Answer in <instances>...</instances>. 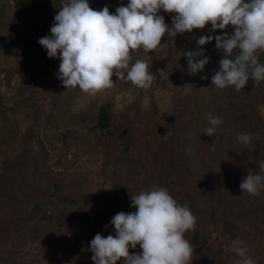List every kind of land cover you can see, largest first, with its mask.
<instances>
[{"label":"rangeland","instance_id":"obj_1","mask_svg":"<svg viewBox=\"0 0 264 264\" xmlns=\"http://www.w3.org/2000/svg\"><path fill=\"white\" fill-rule=\"evenodd\" d=\"M129 2L127 0L125 6ZM120 4L122 0H89L92 9L102 10L107 6L112 13ZM60 5L61 0H48L44 9L33 12L26 0H0V165L3 159L13 157L20 150L21 133L31 122L26 115L30 105L33 100L42 102L45 87L54 81L45 61L47 52L38 41L51 34L50 28ZM159 14L164 16L169 25L175 15L163 10ZM202 30L177 34L175 40L166 43L168 37L165 36L162 45L151 52L142 48L131 52L130 66L137 59L149 64L154 82L148 89H141L130 81L113 76L112 88L91 95L81 91L78 86L66 89L57 77L58 72L55 73L59 90L58 103L54 117L43 126L39 136L48 150L46 164L53 174L64 178L65 191L90 192L89 195L101 191L106 182H103L105 177L100 167L101 158L109 156L120 144V124L125 117L131 120L134 137L132 149L125 161L129 164L138 163L142 170L147 168V171L150 168L158 170L162 166L172 172L173 168L170 185L167 181L166 184L169 189L181 195V200L185 201L188 188H192L193 194L200 192L206 195L210 192L214 199L224 200L236 191V187L232 186L234 183L227 184L230 180L228 176L220 182L216 180L217 172L229 171L220 166L227 140L223 136L221 124L217 126L214 136L203 133L211 126L207 117L213 111L207 107L206 102L212 103V108L216 103L209 98V91L201 87L200 75L188 74V62L183 59L194 38L200 36ZM25 32L28 40L24 39ZM259 53L258 50L257 57ZM56 63L60 65L59 58ZM25 65L29 67L24 73L21 69ZM34 84L36 92L33 90ZM47 101L48 97H45L43 107ZM105 102L110 103L111 123L108 129L111 134L99 132L92 125L96 107ZM50 130L57 134H67V144L56 151L50 149V135L46 133ZM167 130L170 136H165ZM239 166L241 169L243 163H239ZM142 170H139V177L144 176ZM192 171L199 172V181L196 182L199 185L191 182L187 186L186 181ZM116 182L115 179L110 180V189L102 192L112 198ZM198 197L195 194L190 200H196L195 204L199 208ZM233 215L240 220L237 212L234 211ZM262 224L264 226V218ZM231 231L224 229L220 235L217 230L211 237L215 239L217 249L219 247L222 250L226 261L232 259L233 264H239L242 257L231 248ZM261 236L264 240V232ZM243 241L241 246L247 248V254L256 264H264V242L257 246L247 244L245 239ZM28 253L37 255L34 249H29ZM73 263V256L58 255L50 264Z\"/></svg>","mask_w":264,"mask_h":264},{"label":"trees","instance_id":"obj_2","mask_svg":"<svg viewBox=\"0 0 264 264\" xmlns=\"http://www.w3.org/2000/svg\"><path fill=\"white\" fill-rule=\"evenodd\" d=\"M47 1L26 0V4L33 12H37L44 9ZM126 1L122 0V4L125 5ZM209 27L210 24L206 25L201 35H208ZM223 31L231 34L233 26L230 25L225 30L217 29L215 34H222ZM24 39L28 40L27 32ZM203 49L210 61L202 72H198L199 80L201 87L209 91V98L216 103L214 108L208 101L206 105L211 111L213 110V116L222 119L221 130L227 140V145L223 147L224 155L220 166L228 168L229 171L217 172L216 180L220 182L223 177L228 176L230 180L227 184L234 183L232 186L236 187V191L231 192L232 194L225 200L214 199L210 192L206 195L196 192L195 194L199 196L197 198L199 208L195 204L196 200H190L195 195L192 193V188L187 189L185 201L181 200V195L169 189L166 184L167 181L170 185L173 168L172 172L171 170L168 172L162 166L158 170L150 168L151 170L147 171V168L142 170L138 163L129 164L125 161L132 149L134 139L131 120L126 117L120 124L122 134L120 144L109 156L101 158L100 167L105 177L103 182L106 181L101 191L92 195L84 191H74V193L65 191L64 178L53 174L46 164L48 150L39 136L43 126L54 117L59 97L55 77V73L59 71V65L56 63L58 57L49 58L46 54L47 68L54 81L45 87L42 102L33 100L30 105L26 115L31 122L21 133L20 150L13 157L3 159L0 165V264H50L58 255L73 256V264H94L91 259L93 253L90 250V241L97 233L104 237L110 234L115 236L114 226L110 225L111 218L121 211L126 213L135 211L131 207L130 195H137L154 187L166 188L179 204L187 205L197 218L194 229L185 233V239L194 245L192 264H233L232 259L226 261L222 250L219 247L217 249L216 241L211 237L217 230L222 235L224 229H232L230 234L232 240L239 237L242 241L245 239L247 244L262 245L264 189H260L253 196L247 192L242 194L239 185L249 171L253 175H264L259 169V164L264 162V112L262 111L264 81L255 85L250 78L244 89L240 91H236L234 86H227L224 89L216 87L212 84L211 77L215 74V70H219L222 52L215 48V40L204 45ZM196 50L197 44L194 38L188 51ZM259 51L258 59L264 62V51ZM234 55L235 50L233 57ZM183 59L187 61L185 56ZM28 67L25 65L21 70L25 73ZM33 90L37 91L35 84ZM45 97H48V101L43 107ZM110 123V103L105 102L96 107L92 125L99 132L105 131L111 134L108 129ZM244 132L252 136L251 144L247 149L237 140L238 134ZM46 133L50 135V149L55 150L67 144V134L62 132L57 134L51 130ZM239 163H243L241 169ZM139 170L144 173L143 177H139ZM191 173L186 185L189 186L191 182L199 185L196 183L199 181V172ZM117 177L120 178H118L119 183L116 182ZM112 179H115L117 184L114 187V196L111 198V195L102 191L110 189L109 182ZM217 186L220 188L219 185ZM234 211L238 213L240 220L233 215ZM105 225L109 226L106 228ZM28 246L29 249L36 250L37 255H30L29 249L26 251ZM141 251L139 244L136 249L129 247L130 254ZM116 264H124V258L118 260Z\"/></svg>","mask_w":264,"mask_h":264},{"label":"clouds","instance_id":"obj_3","mask_svg":"<svg viewBox=\"0 0 264 264\" xmlns=\"http://www.w3.org/2000/svg\"><path fill=\"white\" fill-rule=\"evenodd\" d=\"M161 10L175 14L170 25L159 14ZM209 24L208 35L195 37L197 50L184 55L188 74L204 70L210 58L203 46L215 40L222 58L219 70L211 77L213 85L220 89L234 86L240 91L250 78L255 85L264 81V62L256 55L258 50L264 51V0H130L126 6H117L114 13L107 6L92 9L89 0H61L51 34L41 37L38 43L49 58L60 59L57 77L66 89L78 86L95 95L113 87V76L148 89L154 82L149 64L137 59L130 66L131 52L140 48L151 52L162 45L165 36L168 39L164 43L175 40L177 34L192 33ZM230 25L231 34H215L217 29L225 30ZM207 118L211 126L203 133L214 136L223 121L212 114ZM170 135L167 130L165 136ZM237 140L247 149L252 136L244 132ZM259 169L264 173V162ZM239 187L242 194L254 196L264 189V175L249 171ZM130 199L135 211H121L111 218L116 235L104 237L97 233L90 241L94 264H116L121 258L124 264H192L194 245L185 239V233L194 229L197 218L188 206L179 204L164 187L131 194ZM138 244L142 251L130 254L129 247L136 249ZM243 244L237 237L231 245L242 257L239 264H256Z\"/></svg>","mask_w":264,"mask_h":264}]
</instances>
